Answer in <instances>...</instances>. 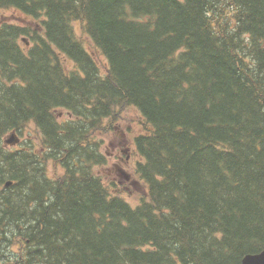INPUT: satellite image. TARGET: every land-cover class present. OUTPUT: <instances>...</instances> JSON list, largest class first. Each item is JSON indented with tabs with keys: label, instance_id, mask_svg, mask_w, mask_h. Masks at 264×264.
<instances>
[{
	"label": "trees",
	"instance_id": "trees-1",
	"mask_svg": "<svg viewBox=\"0 0 264 264\" xmlns=\"http://www.w3.org/2000/svg\"><path fill=\"white\" fill-rule=\"evenodd\" d=\"M1 10L16 23L0 24V264H242L264 250V0ZM28 126L40 147L5 150ZM116 152L134 195L113 159L96 173Z\"/></svg>",
	"mask_w": 264,
	"mask_h": 264
},
{
	"label": "rangeland",
	"instance_id": "rangeland-1",
	"mask_svg": "<svg viewBox=\"0 0 264 264\" xmlns=\"http://www.w3.org/2000/svg\"><path fill=\"white\" fill-rule=\"evenodd\" d=\"M14 11H10V10H1L0 11V24L2 25V24H5V23H16V19H15V16H14ZM20 20V19H19ZM18 21V20H17ZM22 22H20L19 24H21ZM32 27H37L36 26V24H33V22H32ZM75 29L77 30V33H79V34H81L83 31H82V29H81V23L80 22H77L76 24H75ZM68 67H69V69H72L73 68V64H72V62H68ZM27 132L28 131H25V135L22 137V136H20L21 137V140H22V142L24 141V140H26L27 139V137H28V135H27ZM19 135V134H18ZM118 137H120V135H118L117 136V138ZM8 138V137H7ZM6 138V139H7ZM115 141V143L118 145V140L119 139H114ZM32 141H33V143H35V146H33L35 149H38L39 147H40V144L36 141L35 142V138H32ZM106 141H110V139L109 138H106ZM123 141H124V138H123ZM3 144L4 143H2V146H3ZM107 146V145H106ZM12 148H14V147H6L5 148V146H4V149L5 150H7V149H9V150H11ZM106 149H107V151H108V147H105ZM105 148H103V151H104V153H105ZM113 154L111 153V156H112ZM110 156V154H108V157ZM112 165V160H111V157H109V165L106 167V168H99V169H97L96 170V173L98 174V175H100V176H107L109 173L108 172H105L106 170H109L110 169V166ZM121 167L122 168H124L125 170H126V172H123L125 175H127L128 177H129V179L132 177H134V174H135V172L133 171V166H128V165H126L125 163H122L121 164ZM116 171H117V174L119 175V178H121V179H124L125 180V177H124V175H122V173L119 171V169L116 167V168H114ZM63 168H61V167H57L54 163H50L49 164V168H48V175L50 176V177H56V178H58V177H61L62 176V174H63ZM134 183H138V181L137 180H134ZM130 186H133L132 188L133 189H131V190H128V192H130L131 191V194H135V193H137L138 191H137V188L135 187L136 186V184H133V183H128Z\"/></svg>",
	"mask_w": 264,
	"mask_h": 264
},
{
	"label": "water",
	"instance_id": "water-1",
	"mask_svg": "<svg viewBox=\"0 0 264 264\" xmlns=\"http://www.w3.org/2000/svg\"><path fill=\"white\" fill-rule=\"evenodd\" d=\"M242 264H264V250L244 257Z\"/></svg>",
	"mask_w": 264,
	"mask_h": 264
},
{
	"label": "flooded vegetation",
	"instance_id": "flooded-vegetation-1",
	"mask_svg": "<svg viewBox=\"0 0 264 264\" xmlns=\"http://www.w3.org/2000/svg\"><path fill=\"white\" fill-rule=\"evenodd\" d=\"M122 152H124V151H122ZM111 159H113V156L111 157ZM122 162H123V159H121V158L118 156V158L116 159L115 166H116L118 169H120V165H121Z\"/></svg>",
	"mask_w": 264,
	"mask_h": 264
},
{
	"label": "bare ground",
	"instance_id": "bare-ground-1",
	"mask_svg": "<svg viewBox=\"0 0 264 264\" xmlns=\"http://www.w3.org/2000/svg\"><path fill=\"white\" fill-rule=\"evenodd\" d=\"M236 6V5H235ZM229 12V11H228ZM63 153V152H62ZM78 159V158H77ZM43 164V163H42ZM79 167V166H78ZM75 177H76V175H75ZM23 190V189H22ZM45 198V197H44ZM154 210V209H153ZM181 222V221H180Z\"/></svg>",
	"mask_w": 264,
	"mask_h": 264
}]
</instances>
